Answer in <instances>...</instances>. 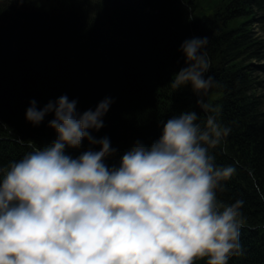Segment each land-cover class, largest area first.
<instances>
[{"label":"clouds","instance_id":"clouds-1","mask_svg":"<svg viewBox=\"0 0 264 264\" xmlns=\"http://www.w3.org/2000/svg\"><path fill=\"white\" fill-rule=\"evenodd\" d=\"M210 41L182 42L184 64L170 82L191 89L206 120L193 108L173 114L157 139L138 138L118 163L107 162L119 152L111 137L95 134L113 97L82 112L67 93L30 101L26 120L38 126L53 114L55 136L0 163V264H229L246 254V201L220 198L238 169L213 151L232 129L208 99L224 87L209 72ZM85 141L79 155L67 151Z\"/></svg>","mask_w":264,"mask_h":264},{"label":"trees","instance_id":"trees-1","mask_svg":"<svg viewBox=\"0 0 264 264\" xmlns=\"http://www.w3.org/2000/svg\"><path fill=\"white\" fill-rule=\"evenodd\" d=\"M58 2L36 5L64 19L51 28L41 24V14L29 20L0 4V163L54 138L48 126L53 114L38 126L26 120L33 98L43 106L67 93L78 98L82 112L113 97L104 127L95 133L109 135L119 149L109 165L118 163L138 138L157 139L161 121L173 114L193 108L206 120L191 89H176L170 82L184 64L182 42L209 35V72L224 87L213 89L208 99L232 129L213 151L217 163H235L238 169L220 198L246 201L241 231L246 254L229 264H264V200L259 198L264 190V0ZM65 9L72 18L66 19ZM87 147L85 141L67 151L79 155Z\"/></svg>","mask_w":264,"mask_h":264}]
</instances>
